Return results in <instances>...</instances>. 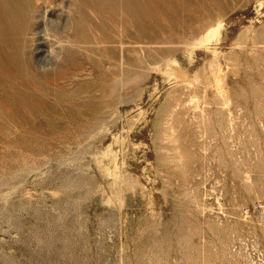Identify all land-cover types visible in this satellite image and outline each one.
I'll list each match as a JSON object with an SVG mask.
<instances>
[{
    "label": "rangeland",
    "instance_id": "obj_1",
    "mask_svg": "<svg viewBox=\"0 0 264 264\" xmlns=\"http://www.w3.org/2000/svg\"><path fill=\"white\" fill-rule=\"evenodd\" d=\"M9 1L0 264H264V0Z\"/></svg>",
    "mask_w": 264,
    "mask_h": 264
},
{
    "label": "bare ground",
    "instance_id": "obj_2",
    "mask_svg": "<svg viewBox=\"0 0 264 264\" xmlns=\"http://www.w3.org/2000/svg\"><path fill=\"white\" fill-rule=\"evenodd\" d=\"M12 14L14 17H20L21 16V11L15 7L9 0L5 1V4L0 6V15L2 14ZM204 41V40H203ZM191 45V44H190ZM216 74V73H215ZM218 76V75H217ZM217 79V78H216ZM218 80V79H217ZM216 80V81H217ZM220 81V80H219ZM218 81V82H219ZM222 83V82H221ZM190 84V83H189ZM219 84V83H218ZM219 86V85H218ZM220 90V88H219ZM221 91V90H220ZM222 93V92H221ZM221 95V94H220ZM194 96V95H193ZM222 98V97H221ZM225 98V97H224ZM191 99L193 100V98L191 97ZM223 99V98H222ZM198 100V99H197ZM225 100V99H224ZM223 101V100H222ZM196 102V101H195ZM197 104V103H195ZM226 104V103H225Z\"/></svg>",
    "mask_w": 264,
    "mask_h": 264
}]
</instances>
